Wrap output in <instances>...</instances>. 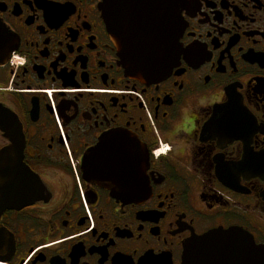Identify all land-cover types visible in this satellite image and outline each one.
<instances>
[{
    "label": "flooded vegetation",
    "instance_id": "af4514ba",
    "mask_svg": "<svg viewBox=\"0 0 264 264\" xmlns=\"http://www.w3.org/2000/svg\"><path fill=\"white\" fill-rule=\"evenodd\" d=\"M120 133L146 178L115 175ZM0 155L39 198L1 217L0 264H183L215 231L264 248V0H0Z\"/></svg>",
    "mask_w": 264,
    "mask_h": 264
},
{
    "label": "water",
    "instance_id": "95a60500",
    "mask_svg": "<svg viewBox=\"0 0 264 264\" xmlns=\"http://www.w3.org/2000/svg\"><path fill=\"white\" fill-rule=\"evenodd\" d=\"M124 63L135 72L141 69L148 68L149 64L153 61L147 60H125ZM112 138L104 137L97 149L98 157L101 159H108L109 156L104 153L108 141ZM116 141L120 143L119 153L114 154V160L119 163L120 167H115L114 173L121 180H142L146 178L147 170L149 167V156L147 149L138 139H129L125 134L120 133L119 137H115ZM102 160V159H101ZM124 173L125 176H121ZM30 173L26 170L22 175L18 165L12 166L10 158L6 155H0V220L7 210H20L38 201L36 195L35 184H17L19 180L27 181ZM115 191L116 197H138L139 192L149 190V184H111ZM0 238L4 240L8 238L7 248L0 246V252L6 251L11 255L15 250L14 237L1 229ZM229 241L237 243L235 250L237 264H264V248L256 245L254 239L247 235L240 237L234 231L224 232L215 231L199 240L202 250H195V244H190L184 254L183 264H209L205 263L201 258L206 254L214 253L213 245L219 246L220 244H227ZM211 245V246H210ZM229 253V250H226ZM244 254V257H243ZM241 261V262H240Z\"/></svg>",
    "mask_w": 264,
    "mask_h": 264
},
{
    "label": "bare ground",
    "instance_id": "6f19581e",
    "mask_svg": "<svg viewBox=\"0 0 264 264\" xmlns=\"http://www.w3.org/2000/svg\"><path fill=\"white\" fill-rule=\"evenodd\" d=\"M121 176H125V174H124V173H122V174H121Z\"/></svg>",
    "mask_w": 264,
    "mask_h": 264
}]
</instances>
